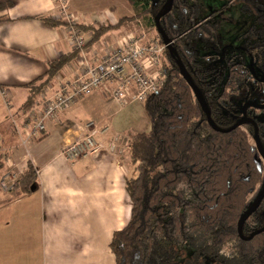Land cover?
Wrapping results in <instances>:
<instances>
[{"label":"trees","instance_id":"1","mask_svg":"<svg viewBox=\"0 0 264 264\" xmlns=\"http://www.w3.org/2000/svg\"><path fill=\"white\" fill-rule=\"evenodd\" d=\"M127 1L141 11L115 25L85 28L94 31V40L146 16L163 42L155 16L166 0ZM212 17L201 16L198 0H175L161 25L202 91L215 123L230 128L242 111L237 98L242 91L241 96L249 95L254 77L248 61H237L235 54L219 60L214 55L200 56V41L209 50L219 32V23ZM42 19L53 25L64 22ZM244 38L245 47L256 52L257 74L264 76V13ZM77 53L63 54L50 64L44 81L39 83L38 78L28 84L30 98ZM163 71V86L144 102L150 128L130 140L133 172L127 177L126 191L131 213L126 226L112 237L116 264H264V232L251 241L242 240L238 233L239 219L264 186V163L254 143V126L215 130L168 49ZM249 111L258 122L264 146V108ZM3 166L1 162L0 169ZM36 183V169L29 163L15 188L29 193ZM262 225L264 200L245 223V235Z\"/></svg>","mask_w":264,"mask_h":264},{"label":"crops","instance_id":"2","mask_svg":"<svg viewBox=\"0 0 264 264\" xmlns=\"http://www.w3.org/2000/svg\"><path fill=\"white\" fill-rule=\"evenodd\" d=\"M59 5V0H0V154L23 172L31 163L37 173L32 192L0 193L8 264H116L112 237L126 226L131 213L126 191L127 177L133 172L130 149L119 154L104 146L75 161L62 152L85 135L82 126L90 121L109 127L107 135L97 138L110 143L132 129L134 134L148 131L150 120L143 102H119L101 88L58 114L42 136L24 144L28 135L23 131L29 129L32 110L80 70L77 53L30 98L32 89L27 85L38 78L39 83L44 81L54 60L75 51ZM67 8L76 27L88 36L90 57H102L130 34L142 37L147 25L143 19L127 21L95 41L94 31L85 28L115 25L136 15L137 9L127 0H67ZM42 17L64 22L53 25ZM135 111L142 112L138 121L132 118Z\"/></svg>","mask_w":264,"mask_h":264},{"label":"built area","instance_id":"3","mask_svg":"<svg viewBox=\"0 0 264 264\" xmlns=\"http://www.w3.org/2000/svg\"><path fill=\"white\" fill-rule=\"evenodd\" d=\"M66 4L65 0H59ZM65 7V5H64ZM69 22V39L78 51L80 70L72 77L63 80L57 91L44 101L42 106L32 110L27 125L30 129L28 140L37 139L47 130L48 123L58 114L70 109L80 98L92 94L98 89H108L112 99L126 102L132 99L145 102L147 97L157 92L164 84L163 71L166 45L159 41H147L146 35L125 36L118 45H111L102 57H90L87 52L88 36L76 27V22L64 8ZM87 134L84 141H75L65 148L62 154L73 161L76 158L92 154L104 146L97 141L98 128L95 121L86 125ZM107 130V126L102 129ZM1 146V141H0ZM10 176V175H8ZM7 176V177H8ZM16 182L12 183L15 185ZM2 187H7L5 182Z\"/></svg>","mask_w":264,"mask_h":264},{"label":"rangeland","instance_id":"4","mask_svg":"<svg viewBox=\"0 0 264 264\" xmlns=\"http://www.w3.org/2000/svg\"><path fill=\"white\" fill-rule=\"evenodd\" d=\"M65 1H66V4H62V2L59 1L60 8H62V10H64V8H65V10L68 9L69 14H72L71 11L69 10V8H67V0H65ZM198 3L201 6V16L203 18L208 17L212 13L213 17L219 23V32L216 36L215 41H213L212 48L209 50H206V51H202L201 50L202 47H201V45H199V46H197V48H199L198 53L200 54V56L216 55L218 57L217 60L221 59L226 54H231V53L236 51L237 47L239 46V43L241 42V39H240L241 36L248 29V27L251 26V24L253 23L252 21L259 14V11L257 10V6H259V5L258 4L252 5L254 2L253 1L251 2V0H238L234 3L230 2V0H198ZM250 3H252V4H250ZM255 3H256V1H255ZM245 4H246V6H245ZM64 5H65V7H64ZM139 11H141V10H139ZM139 11H137L136 14ZM141 19H143V22L145 24L147 22H149L148 17H146V16L144 18H141ZM146 26L150 30H148V28H146ZM146 26H145V32L143 33L146 35L145 40L146 41H151V40L152 41H158V36H157L156 30L149 27L148 23ZM218 47L220 48V50H217ZM164 62H165V57H164ZM129 100H132V99L129 98L128 101ZM70 109H68V110H70ZM141 113L142 112H140V111L133 112L132 118L135 121L140 120ZM148 122L149 121H147V118L145 117L144 118V124H147ZM88 123H86L85 126H82L84 131H85V135L87 134L86 125ZM25 128H27V127H25ZM31 128H32V126L30 127V129H28V131H23V133H25L24 135H26V134L28 135ZM97 128H98V135L101 134V135L105 136L110 131L108 126H107V130L103 131V132H102V129L105 128V126H100L99 124H97ZM135 131H136V129L135 130L134 129L129 130L128 133H124L122 138L120 135L117 134L116 136H114V138L111 140L110 143H106L104 141H101L98 138H96V139L103 146L108 147L113 152L117 151V153L121 154L123 149H125V151L128 150L127 152H129L130 140H131L132 136L134 135ZM85 135L78 140L83 142L84 141L83 138L85 137ZM98 135H97V137H98ZM0 141H1V138H0ZM0 148H1V146H0ZM1 155L2 154H0V163L4 162L5 164H7V166H6V169L4 170V172H2L0 174V193L6 194V195L7 194H13V193L15 194L16 191H18V190L15 188V185H13V187H12V183L13 182L17 183L21 179V176L25 172L18 170L13 164H11L13 162L10 163V157L9 158H3ZM76 157L77 156H75V155L72 157V159L74 158L73 161H75L77 159ZM68 160H71V158ZM8 175H10V176H8ZM2 182H5L7 184V187H2V185H1ZM128 204H129V207L131 208V201L129 198H128ZM6 231H7L6 230V222L2 223V221H1L0 222V264H8V252H7L8 249H7V233H6Z\"/></svg>","mask_w":264,"mask_h":264},{"label":"flooded vegetation","instance_id":"5","mask_svg":"<svg viewBox=\"0 0 264 264\" xmlns=\"http://www.w3.org/2000/svg\"><path fill=\"white\" fill-rule=\"evenodd\" d=\"M175 1V0H174ZM236 1H238V0H230V2H232V3H234V2H236ZM254 2L253 4L252 3H250V4H252V5H256V4H258L259 6H257V10L259 11V14L260 13H264V0H251V2ZM255 1H256V3H255ZM166 2V1H165ZM165 4V3H164ZM164 4H163V6H164ZM162 6V7H163ZM173 6H174V4H173ZM245 6H246V4H245ZM212 14V13H211ZM259 14L254 18V20L252 21L253 23L251 24V26H249L248 27V29L244 32V34L241 36V42L239 43V46L237 47V49H236V51L235 52H233V53H231V54H226L224 57H226V56H232L233 54H235L237 57V61H242V60H246V61H248V65H249V67H251V72H252V74H251V76L252 77H254L253 79H252V86H251V88H250V90H249V95H244V96H241L242 94H243V91H242V94L237 98V99H239L237 102H236V100H235V102L236 103H239V104H241L242 103V107H241V113L238 115L239 116V118H238V120L236 121V122H238L239 120H241V119H243V118H245V117H247V118H249V119H251L252 121H250V122H247V123H245V124H248V123H251L254 127H253V129H254V136H253V139H254V143H255V146H256V148H257V152H258V155H259V158H260V160H261V164L262 163H264V158L262 157V155L260 154V152H259V150H258V147H257V143H256V139H255V130H256V126L258 127V130H259V136H260V127H259V125H258V122H257V120H255L253 117H251L248 113L250 112L249 111V109L250 108H256V107H259L260 109H263L264 108V76H261L260 75V73H258L257 74V70H256V64H255V59H254V56H255V54H256V52L254 51V50H252V48L250 49V50H248L246 47H245V42H246V39L244 38V36L247 34V32H249L250 30H251V28H252V26H253V24H255L256 23V21H257V18H258V16H259ZM213 19H215L214 17H212ZM216 20V19H215ZM217 21V20H216ZM218 22V21H217ZM219 31V30H218ZM215 41V40H214ZM203 44H204V42L203 41H200V45H201V47L203 46ZM198 45H199V43H198ZM240 47L242 48V50H240ZM167 49V48H166ZM199 50V48H197V51ZM202 51H206V50H208V49H204L203 47H202V49H201ZM217 50H220V48L218 47L217 48ZM213 57H215L216 58V60H217V56L216 55H214ZM223 58V57H222ZM240 98H243V99H241L240 100ZM241 102V103H240ZM249 104V105H248ZM246 105H248V107H247V109H245V106ZM246 112V113H245ZM245 124H243V125H241V126H239V127H242V126H244ZM238 128V127H237ZM260 140H261V136H260ZM261 143H262V140H261ZM262 145H263V143H262ZM263 148H264V146H263ZM264 187V186H263ZM263 189V188H262ZM261 189V190H262ZM261 190H260V192H261ZM259 192V193H260ZM259 193H258V195H259ZM257 195V196H258ZM257 196H256V198H257ZM255 198V199H256ZM255 199H254V201H255ZM263 200H264V197H263V199H262V201H261V203H260V205L258 206V208L249 216V218L245 221V223L250 219V217L253 215V214H255L258 210H259V208H260V206H261V204H262V202H263ZM253 201V202H254ZM252 202V203H253ZM251 203V204H252ZM251 206V205H250ZM249 206V207H250ZM248 207V208H249ZM246 212V211H245ZM244 212V213H245ZM242 217V216H241ZM240 220V219H239ZM239 222V221H238ZM245 223H244V225H243V228H242V234L241 233H239V230H238V233H239V235H240V237H241V239L242 240H244V241H251V240H253L256 236H258L259 234H261V233H263L264 232V230H262V231H260V232H258V233H255L256 231H258V230H261V229H263L264 228V225H262L261 227H259V228H257V229H255V230H253L249 235H245V233H244V226H245ZM255 233V234H254ZM254 234V235H253Z\"/></svg>","mask_w":264,"mask_h":264},{"label":"water","instance_id":"6","mask_svg":"<svg viewBox=\"0 0 264 264\" xmlns=\"http://www.w3.org/2000/svg\"><path fill=\"white\" fill-rule=\"evenodd\" d=\"M173 4H174V0H166V2L164 4V6L162 7V9L155 16V25H156V28H157V32L162 37L163 43L166 45V48L169 50L171 55L174 58H176V62H177V64L180 67V70H181V72L183 74V77L186 79V81L189 84V86L193 89L194 94H195L197 100L199 101L200 105L202 106L204 112L206 113V116H207L208 121L211 124V126L217 131L230 132L233 129H236L237 127H239V126H241V125H243V124H245L247 122L252 121L251 119L245 117V118L239 120L238 122H236L230 128H221L215 123V121L213 120L212 113H211V110L209 108V105H208V103H207L202 91L200 90V88L194 82L190 72L188 71V69H187L186 65L184 64L182 58L180 57L178 51L174 47L171 38L167 35V33L165 32V30L163 29V27L161 25L162 17L164 15L168 14L172 10ZM248 105L245 106V109H247ZM255 139H256L258 150H259L260 154L262 155V157L264 158V148H263V145H262L261 140H260L259 130H258L257 126H256V130H255ZM36 187H37V183L32 186V190H35ZM263 197H264V187L261 190V192L259 193V195L257 196V198L255 199V201L251 204V206L246 210V212L240 218V220L238 222L239 233L242 234V228H243V225H244L245 221L258 208V206L260 205ZM262 230H264V228L261 229V230L256 231L255 233H258V232H260Z\"/></svg>","mask_w":264,"mask_h":264}]
</instances>
